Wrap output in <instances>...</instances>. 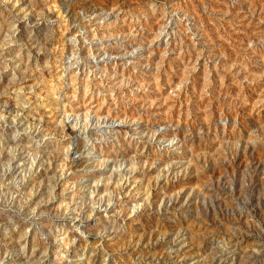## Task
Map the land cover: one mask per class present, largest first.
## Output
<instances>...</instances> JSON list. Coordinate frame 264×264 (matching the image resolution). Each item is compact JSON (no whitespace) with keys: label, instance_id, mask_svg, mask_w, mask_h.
<instances>
[{"label":"rangeland","instance_id":"obj_1","mask_svg":"<svg viewBox=\"0 0 264 264\" xmlns=\"http://www.w3.org/2000/svg\"><path fill=\"white\" fill-rule=\"evenodd\" d=\"M0 264H264V0H0Z\"/></svg>","mask_w":264,"mask_h":264}]
</instances>
